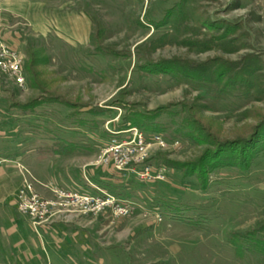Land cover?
I'll list each match as a JSON object with an SVG mask.
<instances>
[{
  "label": "rangeland",
  "instance_id": "1",
  "mask_svg": "<svg viewBox=\"0 0 264 264\" xmlns=\"http://www.w3.org/2000/svg\"><path fill=\"white\" fill-rule=\"evenodd\" d=\"M33 1L40 2L43 13L91 16L75 19L82 34L71 38L46 22L47 15L40 21L0 10V40L20 51L26 77L18 86L11 76L0 75V160L11 161L5 173L16 189L13 203L28 185L56 202L39 233L18 216L10 196L1 202L0 214L13 211L24 225L25 241L40 252L41 238L51 261L39 264H264L260 252L246 249L247 244L240 248L236 239L237 233L264 225V150L248 171L216 168L205 190L194 175L161 161H192L206 148L185 135L181 120L188 109L222 139L245 135L264 117V0H184L181 7V0ZM207 19L216 25L208 26ZM84 31L90 32L88 38ZM90 35L108 52H97ZM32 53L41 81L84 107L48 103L22 114L12 106L39 92L29 87L25 72ZM161 60L196 65L201 78L142 68ZM222 65L228 70L224 77L217 74ZM232 74L236 79L228 78L232 85L225 86ZM170 104L155 119L158 131L141 130L169 142L148 151L152 167L164 169V180L143 182L100 165L98 151L111 138L128 136L113 133L128 126V112ZM54 187L103 198L110 194L128 211L117 214L101 205L87 211L81 204L60 202ZM4 225L9 228L0 219V229ZM2 232L0 244L9 237ZM10 237L8 242L18 239ZM7 252L0 250L2 257Z\"/></svg>",
  "mask_w": 264,
  "mask_h": 264
},
{
  "label": "trees",
  "instance_id": "2",
  "mask_svg": "<svg viewBox=\"0 0 264 264\" xmlns=\"http://www.w3.org/2000/svg\"><path fill=\"white\" fill-rule=\"evenodd\" d=\"M184 0L178 1L179 7L183 4ZM176 4V5H177ZM89 16V14H85ZM91 19V16H89ZM208 26L216 25L214 21L210 19L206 20ZM228 28V27H226ZM98 35V34H97ZM90 35V41L95 44V49L99 53H107L108 49L106 46H100L96 44L97 39L94 40ZM97 38V37H96ZM29 62L25 65V72L28 80V85L31 89L38 90L33 98L28 99L25 102H11L12 106L15 107L20 113L26 114L30 111H34L39 106L48 103H60L64 104L72 110H79L84 107L85 104L71 102L64 97V95L56 94V92L49 88L48 82L41 81L37 70L34 68L36 61L35 53L29 54ZM34 55V56H33ZM173 60H161V62H146L142 66L144 71H154V72H165L172 73L173 76H178L186 78V80L192 79L197 80L201 78L200 70L196 65H182L181 67L174 65ZM217 72L218 75L224 77V73L228 70L222 65L219 67ZM237 75L240 73H236ZM235 78L232 74L231 77H227L225 80V86L232 85L227 83L228 78ZM238 77V76H236ZM236 79V78H235ZM243 83V80H238ZM246 81V80H245ZM254 87V84H252ZM46 88V89H45ZM181 110L183 112L187 111L184 104L179 103ZM174 105H166L156 109H148V111H139L137 109L128 112L126 119L131 126H135L140 130L145 132L148 131H158L155 119L160 115L163 110L170 109ZM184 117H182L181 124L185 128V135L190 141L196 145H205L206 148L201 151V153L192 161L187 162H176L171 161L166 158H162L163 166L171 169L183 170L185 176L194 175L199 188L205 190L207 188V180L209 174L216 168L223 166L236 167L242 171H248L249 166L252 161L264 150V117L261 118L256 124L251 125L250 129L245 133V135H237L233 139H222L218 137L208 126H204L200 121L193 115L191 109L186 112ZM248 127V126H245ZM124 128L117 129L120 131ZM142 131V132H143ZM150 159V158H149ZM236 239L238 240V246L242 248L244 244H247L246 249L256 250L264 256V225L256 226L251 228V230L244 232L243 234H236Z\"/></svg>",
  "mask_w": 264,
  "mask_h": 264
},
{
  "label": "built area",
  "instance_id": "3",
  "mask_svg": "<svg viewBox=\"0 0 264 264\" xmlns=\"http://www.w3.org/2000/svg\"><path fill=\"white\" fill-rule=\"evenodd\" d=\"M0 75H8L14 79L15 84L23 86L25 75L23 73L22 54L19 50L9 46L0 40ZM127 133L120 139L111 138L96 154L101 162L100 165L109 168L114 172L133 175L140 181L150 182L153 180H164V169L155 170L149 162V149L153 146L168 147L169 142L159 133H152L146 136L139 128L129 125L114 134ZM174 141L172 145H177ZM89 181V180H87ZM29 188L22 187L15 196L17 212L30 222L34 230L38 226L47 223L50 214L51 204L55 201L41 198ZM60 202L72 205H83L88 211L96 206H109L117 214L128 211L127 204H120L113 195L108 194L105 198L98 195H91L86 192H75L59 187L53 188ZM30 192V193H28ZM51 205V206H50Z\"/></svg>",
  "mask_w": 264,
  "mask_h": 264
},
{
  "label": "crops",
  "instance_id": "4",
  "mask_svg": "<svg viewBox=\"0 0 264 264\" xmlns=\"http://www.w3.org/2000/svg\"><path fill=\"white\" fill-rule=\"evenodd\" d=\"M40 5H41L40 2H35L33 0H0V10L1 11L4 9V10L9 11V13H12V12L16 14L22 13L25 15V17L29 19L33 16L32 18L34 20L38 19L40 21H41L40 17L42 15L43 16L47 15L48 18H45L44 20L46 22L51 21L53 28L56 31H58L59 34H60L59 31H61L63 35L71 37V38H74L75 36L80 37V35L82 34V31L79 27L75 25V19L78 17H82L85 20L86 19L88 20L89 17L86 16L85 13L83 12L78 13L75 11L58 13L57 10H52V11L47 10L45 13H43ZM66 20L69 21V25L64 24ZM64 27H67V29H65ZM83 33L85 37L87 38L89 37V33H90L89 31L87 32L84 31ZM8 162H11V161L9 159L0 160V206L1 207L4 204L1 202L8 199L9 196L11 198L9 200V203L10 204L12 203L14 207L16 206V204L13 203L12 201L14 199L13 194L15 193L16 189H13L14 185H13L12 179L9 177V175L5 173L6 169H8L7 167L11 166L10 164H8ZM14 176L16 177V175ZM85 178H87L86 175H85ZM16 213L18 214L17 210H16ZM12 214H13V211L9 212V214H4V213L0 214V219H2V221H5V223L9 226V228L4 230L6 228L4 225V227L0 229V231L1 232L6 231L7 233L6 232H2V233L8 234L9 237L12 236L13 234L14 235L16 234L18 236V239L16 241L12 239V242H8L9 237L7 236L2 238V241L5 239L8 240L5 243L0 244L3 246L2 248L4 249V251L6 250L8 252L5 257H2V255L0 254V264H8L11 262V260L13 261L14 264H39V262H43L46 260L51 261L50 259L51 254H49L50 252L46 249V245L44 244L43 241H41L40 237H39V241L42 247L41 252L36 247V245L25 241L24 228H23L24 225H22L21 222H19L18 219L14 217ZM25 220L30 224L27 218H25ZM34 231L39 233L40 231L42 232L43 230L41 229L40 231L39 230H34ZM3 249H0V250H3Z\"/></svg>",
  "mask_w": 264,
  "mask_h": 264
}]
</instances>
